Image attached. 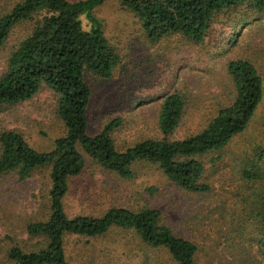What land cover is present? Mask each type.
Listing matches in <instances>:
<instances>
[{"label":"rangeland","instance_id":"1","mask_svg":"<svg viewBox=\"0 0 264 264\" xmlns=\"http://www.w3.org/2000/svg\"><path fill=\"white\" fill-rule=\"evenodd\" d=\"M21 2L0 0V17ZM94 14L121 62L110 78L85 75L92 94L88 134L97 135L119 121L111 137L120 152L145 140L164 138L159 127L161 106L174 93L184 96L185 110L168 139L184 140L202 132L234 99L230 61L251 62L264 84V12L249 13L244 23L243 11L217 15L202 43L181 36L151 41L137 16L119 0H106ZM33 26L29 20L12 30L0 49V77L7 71L11 53ZM7 131L20 133L39 152L53 150L55 141L66 135L57 94L43 86L29 101L3 105L0 136ZM257 148H264V95L245 132L223 151L198 158L206 169L203 181L210 186L209 193L187 192L157 165L145 161L133 165L132 179H122L81 150L86 166L71 182L65 210L70 218H101L112 208L157 209L162 225L197 244L198 264H264L258 229L249 225L242 237L236 231L246 213L243 199L258 188L247 186L241 177L246 160ZM50 185L48 168L38 169L25 180L16 172L0 177V264H14L9 259L13 248L28 253L44 246L41 239L28 235L27 227L48 220ZM65 249L73 264H175L164 251L150 250L136 235L117 228L95 238L69 236Z\"/></svg>","mask_w":264,"mask_h":264},{"label":"trees","instance_id":"2","mask_svg":"<svg viewBox=\"0 0 264 264\" xmlns=\"http://www.w3.org/2000/svg\"><path fill=\"white\" fill-rule=\"evenodd\" d=\"M106 0H23L9 14L0 17V49L12 30L32 20L31 33L11 53L6 73L0 77V109L6 104L31 100L45 86L58 96V115L66 135L55 141L54 149L39 152L15 131L0 136V177L16 172L25 180L38 169H50V215L45 222L32 223L27 233L41 239L44 246L24 252L13 248L9 259L14 264H73L66 254L69 236L100 237L112 229L136 235L148 249L164 251L175 264H198L200 249L194 242L176 236L161 224L157 209L133 211L112 208L103 217L70 218L65 199L71 182L84 172L83 150L100 168L125 180L134 177L136 162L158 166L175 185L194 194H207L210 186L203 181L206 169L198 158L223 151L245 132L264 95L263 79L248 60L228 63L234 86L232 103L222 108L199 134L170 141L168 136L179 126L185 98L178 93L167 96L161 106L159 127L162 140H145L124 152L117 150L111 137L119 121L108 124L99 134H88V107L91 90L86 73L110 78L121 60L104 35L94 11ZM142 23L151 41L181 36L202 43L211 23L219 14L243 11L241 22L249 13L264 12V0H119ZM247 186L258 187L244 198L245 214L236 231L242 237L255 226L264 244V148L254 150L241 171ZM243 213V210H242ZM248 216V217H247ZM149 260V257H146Z\"/></svg>","mask_w":264,"mask_h":264}]
</instances>
